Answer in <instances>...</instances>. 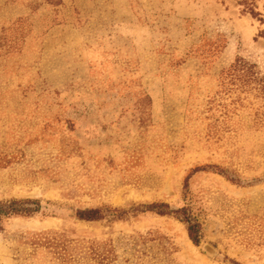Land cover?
Here are the masks:
<instances>
[{
    "label": "rangeland",
    "instance_id": "obj_1",
    "mask_svg": "<svg viewBox=\"0 0 264 264\" xmlns=\"http://www.w3.org/2000/svg\"><path fill=\"white\" fill-rule=\"evenodd\" d=\"M236 58L264 80V0H0V203L38 201L0 217V264H264Z\"/></svg>",
    "mask_w": 264,
    "mask_h": 264
},
{
    "label": "trees",
    "instance_id": "obj_2",
    "mask_svg": "<svg viewBox=\"0 0 264 264\" xmlns=\"http://www.w3.org/2000/svg\"><path fill=\"white\" fill-rule=\"evenodd\" d=\"M254 13V12H252ZM223 74L226 78H229L230 81H235L236 84L239 86L248 85L250 83H255L256 85H259V89L264 92V80L257 78V76L254 74V71L252 70L251 66L248 65L247 61L243 60L242 58H236L234 62H232L228 68H226L223 71ZM30 200H24V201H17V200H11L8 203H0V217L1 216H9V215H30L33 212L37 211V208H26L25 206H19L20 204L27 203ZM32 203H37V200L30 201ZM156 205V204H155ZM167 206L166 204H158ZM150 206L147 208L149 209ZM113 212L116 211V209H112ZM176 212L181 213L180 219L186 224V230L189 239L194 243L198 244L200 239V226L199 223L194 220L191 215L186 213L185 208H181L177 210ZM157 213L159 214H169L172 213V210L169 211H162L158 210ZM76 215L78 218L83 220H95L101 218L98 209H84L79 210L76 212ZM110 218H118V214L110 213ZM236 264V263H234Z\"/></svg>",
    "mask_w": 264,
    "mask_h": 264
}]
</instances>
